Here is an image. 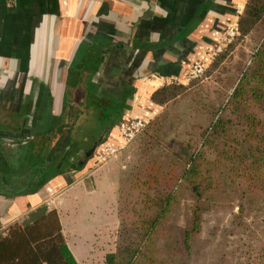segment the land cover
Masks as SVG:
<instances>
[{
  "label": "crops",
  "instance_id": "obj_1",
  "mask_svg": "<svg viewBox=\"0 0 264 264\" xmlns=\"http://www.w3.org/2000/svg\"><path fill=\"white\" fill-rule=\"evenodd\" d=\"M246 1L0 0V228L46 204L76 258L91 248L120 177L119 155H99L123 149L122 122L162 111L158 87L211 63ZM102 136L83 166L56 168L71 153L58 142Z\"/></svg>",
  "mask_w": 264,
  "mask_h": 264
},
{
  "label": "trees",
  "instance_id": "obj_2",
  "mask_svg": "<svg viewBox=\"0 0 264 264\" xmlns=\"http://www.w3.org/2000/svg\"><path fill=\"white\" fill-rule=\"evenodd\" d=\"M237 29L201 76L153 92L163 109L120 177L104 264H264V0L246 1ZM104 140L58 142L71 153L56 152V168L83 166ZM219 211L230 223L219 220L204 236L206 216ZM0 264L82 263L59 212L41 204L0 232Z\"/></svg>",
  "mask_w": 264,
  "mask_h": 264
},
{
  "label": "rangeland",
  "instance_id": "obj_3",
  "mask_svg": "<svg viewBox=\"0 0 264 264\" xmlns=\"http://www.w3.org/2000/svg\"><path fill=\"white\" fill-rule=\"evenodd\" d=\"M188 82L189 81H187L186 83ZM137 139L138 137L130 144L128 145L125 144L122 147L123 149H121L118 153H115V155L117 154L116 156L119 155L117 157V169H119L120 171L119 173L120 177L127 169H129V166L131 165V163L134 160H136V155L133 152H135V142ZM115 158L116 157H114L113 159ZM115 167L113 168V171L116 169ZM117 172L118 171L116 170L113 173L114 181H116L115 177H117L116 176ZM120 177H119V180H120ZM115 183L117 186L114 185L112 187V191L109 190L107 193L109 194L108 196L110 197V199L108 201L109 205L107 206V208L104 209L105 214H103V218H104L103 221L100 222V220L102 219L100 218V220L95 222L98 226L97 227L90 226L87 232V233H90L89 234L90 236H93L92 234L95 233V237L94 238L92 237V240H91V243H92L91 248L78 245L76 255H77V258L81 260L82 264H104L105 256L108 253L112 252L114 249L115 235L117 233V228H118V217L116 214L117 213V202L116 201L118 199V182L116 181ZM88 185H90V183H88ZM103 193H105V191H103ZM88 220H91L90 216ZM219 220L221 221L222 225H228L231 220V214L219 211V212H214V213L212 212L209 215H207L205 219V223H204L203 235L207 236L210 228L213 227V225L216 224ZM6 230H7V226L4 228H0V232L4 233L6 232ZM71 235H72L71 236L72 240L74 239L78 243L79 240L73 238L75 237L74 235H77L76 230H74L73 234Z\"/></svg>",
  "mask_w": 264,
  "mask_h": 264
},
{
  "label": "built area",
  "instance_id": "obj_4",
  "mask_svg": "<svg viewBox=\"0 0 264 264\" xmlns=\"http://www.w3.org/2000/svg\"><path fill=\"white\" fill-rule=\"evenodd\" d=\"M238 29L237 27L231 28L226 31L225 37L222 41V44L217 48L216 52L213 54V58L215 55H217L224 46L231 43L234 39V37L237 35ZM208 66H204L201 64H196L193 66L189 76L188 81L194 78H197L201 76L206 68ZM153 119L152 116H147L146 118H133L127 121L122 122L119 125V131L121 133V136L125 142L126 145L133 142L142 132H144L147 124ZM119 149L116 148H109L106 150V152L103 154H100L99 157L102 160H106L109 156L114 155Z\"/></svg>",
  "mask_w": 264,
  "mask_h": 264
}]
</instances>
